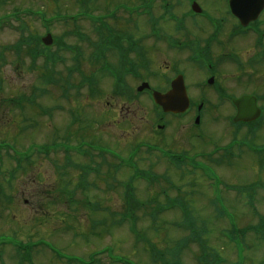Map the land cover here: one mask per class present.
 Masks as SVG:
<instances>
[{
  "label": "rangeland",
  "instance_id": "1",
  "mask_svg": "<svg viewBox=\"0 0 264 264\" xmlns=\"http://www.w3.org/2000/svg\"><path fill=\"white\" fill-rule=\"evenodd\" d=\"M111 1L0 0V177L2 176L6 180L12 177L10 171L16 167L18 159L24 158L28 147L48 144L51 139L53 141L62 140L66 136L65 125L69 122L66 120H72L67 115L71 107L74 113L89 116L86 119L85 128L97 129L96 135H90H95V138H98V141L104 145L118 147L122 153L127 152L129 148L131 152L133 144L144 141L155 144L160 142L167 149L176 151V153L189 152L191 155L201 152L208 153L205 155L206 157L197 156V159L200 160L198 162L203 163L199 164L211 171L214 176L213 181L209 182L199 170L191 171L193 168L186 164L178 169L172 165L171 167L166 162L167 160L159 154L148 153L145 148H141L134 156L136 167L141 172L151 175L150 179L153 181L150 183L142 178H135V175L124 167L118 171V179L119 183L131 179L137 201L141 204L146 201L148 203L143 206L137 202L133 204L131 210L135 221L130 222L129 218L121 220L122 216H126L122 215L118 218V227L110 228L108 231V228L104 230L101 228L109 226L110 217L98 211L86 210L83 203L80 202L84 197L89 196H83L80 194L81 192H78L77 199L80 203L75 208L69 200L67 201L57 194L58 188L55 187H61L57 186V183H53L58 176L57 172H52L48 158L36 156L32 159L33 161L31 160V163L24 161L18 163L24 167L23 172L17 174L13 185L3 192L0 190V238L18 236L21 241L29 238L34 241L46 240L50 244L48 245L50 249L53 248L64 257L74 255L84 257L106 250V253L104 251V254L98 256L102 258L121 256L133 263L158 264L150 256L152 251L145 252L146 250L143 249V238L136 239L132 235L130 226L134 222L139 235H144L157 250L159 248L164 253L169 252L166 255L171 260L175 259L173 258L175 254L173 256L170 254L176 249L175 244L186 239L189 242L188 247L183 249L181 255L179 254L182 264H264V240L255 234L256 230L260 229L261 220L264 223V114L261 115L263 117L259 121L263 128L258 133V138L253 137L257 126L251 125L237 132L240 136L237 140L233 138L234 129L238 128L237 125H234L236 123L231 122L230 124L225 118L226 115L232 113L231 110L235 111L234 108L211 98L215 97L213 93L209 94V101L203 105L211 116L203 120L199 129L200 136L196 130L189 128L188 119L185 121L172 119L171 132L168 133V137L156 139L149 131V125L152 124L154 116L151 106L153 108L155 106L147 98H144V104L131 114L137 117L133 120L124 119L127 113L122 109L124 114L121 115L120 107L110 112L111 118H108V115H106L108 119L104 118L103 104L108 101L114 102L109 95L113 94L115 82L111 83L109 87L108 76L104 78L99 76L101 83L95 87V93L78 84L87 75L90 77L91 74H95L93 70L96 69V66L91 63V55L94 51L93 45L96 44L100 47L102 36H106L104 22L111 21L110 27L118 28L120 33L127 36L143 32V28L147 31L146 22L143 27L145 19L142 15L144 11L142 7H144V2L147 4L148 0H122L134 4L132 9L138 11L135 10L134 12H137L130 17L124 13L125 10L117 11V16L114 19L105 20L99 25L93 24L94 22L82 15H77L87 6L92 12L86 13L90 18H95L96 15L99 17L101 12L107 13L118 1L121 2V0ZM209 9L217 16L222 14L221 9L217 7ZM74 16H77L75 20L65 21L63 19ZM132 22H135V25ZM47 25L53 37H64V43L68 44L69 48L73 47V50L70 51L68 48L52 46L49 52L58 56L52 62L43 55L32 56L27 50L33 40H39L40 36H45ZM189 27L191 28L183 37L193 39L195 36L202 38L206 36L208 29H195L194 25ZM80 35L82 36L80 37ZM241 41L237 40L227 44L225 49L219 46L215 47V56L227 55L232 51L241 60L246 61L255 52L249 53L248 47L243 48ZM105 44H108L107 40H105ZM148 44L152 45L147 47L149 55L156 53L152 56L160 57L159 62L174 61L169 56L176 58L175 55H170L166 49H162L163 47L159 46L160 43L149 41ZM201 45L205 46L203 43ZM79 51L83 55L79 60L81 64H75L74 56L80 55ZM116 57V52H109L108 59L112 62ZM178 63L184 69L188 66L183 61ZM220 65L228 71L221 74L220 77L231 94L240 96L244 92L258 94L264 92V64L257 69V75L253 76L251 80L245 76L244 72L236 68L238 67L237 63L224 60L220 62ZM158 66L159 64L155 67L156 72L161 74L162 70ZM53 79L56 80V83H52ZM140 81L142 80L136 78L133 87L140 84ZM64 89H67L69 93L71 98L69 101L61 99L60 94ZM133 90L134 88L131 91ZM191 91L199 96L203 92L194 88ZM100 94L103 97L98 98L97 96ZM23 96L34 97L33 108L23 103L24 112L17 108V104L22 103ZM98 102L102 104V107L97 104L96 108L95 104ZM209 102L211 104H207ZM122 103L116 101L114 104L121 106ZM261 107L264 113V103L261 104ZM51 109L54 110L53 115L56 119L53 122L50 121L52 118L48 117ZM44 110H47V114L42 117L41 114ZM31 121H35L37 124L34 125ZM94 121H99V126L94 124ZM24 122L29 123L25 124ZM135 126H138L139 129L131 134ZM53 129L56 131H52ZM170 133L172 134L169 135ZM72 135L76 140L77 129L73 131ZM226 142L228 144L231 142L225 148L229 152V156L236 159L219 162L223 153H213V150L218 146H223ZM30 151L31 148L29 153ZM122 153H120L121 156H124L126 160V155ZM210 154L218 162L210 160ZM65 157L61 151L56 157V166H64ZM77 160L81 163L85 162L81 159ZM191 160L190 158L189 161ZM189 170L190 174L186 172ZM38 180L51 183V185L43 186L48 189L46 193L53 190H56V193L54 191L50 194L44 193L45 190L37 183ZM119 183L112 184L116 191L109 208L115 209L117 213H127L131 210L128 207L125 208L126 196L122 195L126 188ZM7 184L3 183L4 186ZM73 186L69 185V188H73ZM100 186L106 189L104 183ZM86 192L91 194L94 200L99 193L97 190L90 189ZM51 195L54 199H46L51 198ZM105 195H100L102 200L94 203V208L107 207L106 204L110 200ZM169 198H179L173 201V206L182 211H184L183 205L186 202L193 212L185 216L179 210L163 211L162 213L161 207L166 205ZM151 214L154 216H150ZM99 221L107 223L97 225L96 223ZM252 225L253 230H249L248 233H245V230L242 231ZM95 226L96 233L92 234ZM190 232L197 236L205 235L202 239L192 238ZM202 240L207 242V246L205 243H200ZM2 251L9 262L10 259L13 262L16 257L27 254L18 252L12 246L4 247ZM31 251H33L32 256L36 264H49L51 261H56L47 248H35ZM155 253V255L158 254L157 251ZM205 254H212L210 260L206 258V260L208 259L206 263L203 262L206 260H200V258H204ZM104 262L108 264V261L104 260ZM132 262L129 263L133 264Z\"/></svg>",
  "mask_w": 264,
  "mask_h": 264
},
{
  "label": "flooded vegetation",
  "instance_id": "2",
  "mask_svg": "<svg viewBox=\"0 0 264 264\" xmlns=\"http://www.w3.org/2000/svg\"><path fill=\"white\" fill-rule=\"evenodd\" d=\"M230 0H149V15L146 17L147 32L144 34V39L141 42L143 49L139 53L135 50V36L134 34H118L117 45L107 49L109 52L114 51L117 53V63L115 65L118 75L115 80V84L118 89V95L112 96L114 102H106L102 114H107L111 118L113 109L120 107V113L123 115V110L126 116L124 119L133 120L137 118L136 115H131L136 112L137 108L142 106V97L136 96L135 91H131L133 88V82L136 79V71L138 70L140 76L144 78L140 84L147 82L149 89L166 93L172 82L177 79L179 75L183 76L184 83L191 98L189 111L194 116L202 114L203 117L209 115L207 109H203L202 104L209 101V94L212 92L220 95L213 96L215 100L222 101L225 104V100L231 93L223 84L221 74L228 72L225 67L220 65V62L224 60H230L233 55H237L230 51L227 55H221L216 57L214 53L215 47L219 46L225 49L227 44H231L237 40H242L241 44L243 48H247L249 53L254 51L246 61L241 60L242 63L252 62L256 64V68H260L264 64V17H260L257 22L250 23L246 29H243L238 20H236L229 10ZM194 4H198L206 12L205 16L196 15L192 8ZM207 6V7H206ZM220 6V7H218ZM221 9L219 16L215 15L209 8ZM217 9V12L219 10ZM156 13V15H154ZM194 25L195 29L206 28L207 33L205 37L195 36L192 38L183 37L191 28L189 26ZM149 41H155L160 43L159 46L163 47L170 52L169 56L174 61L159 62V58H154L152 53L149 55L148 49ZM100 46L103 49L105 46L109 47V43L101 41ZM201 43L205 44L202 47ZM238 44V45H239ZM181 45L182 47H176ZM186 55V56H185ZM241 59V58H240ZM184 62L188 66L182 68L178 62ZM159 64V68L162 73L156 72V65ZM238 70L240 67H236ZM244 68H247L245 66ZM165 69V70H164ZM245 72L246 71H242ZM202 90V95H198L191 91L192 89ZM116 101L123 102L122 105L114 104ZM210 103V102H209ZM211 104V103H210ZM124 106V108H123ZM123 109V110H122ZM122 111V112H121ZM119 113V114H120ZM118 114V116H119ZM172 115H160V121L164 120L163 124H156L159 128L165 130V132H159V135L155 136L153 131L154 125H149V131L156 139H164L167 136L171 128ZM144 119L142 118V121ZM139 129L135 126L133 132ZM197 130V134H198ZM170 133L169 135H171ZM168 137V136H167ZM170 137V136H169Z\"/></svg>",
  "mask_w": 264,
  "mask_h": 264
},
{
  "label": "water",
  "instance_id": "3",
  "mask_svg": "<svg viewBox=\"0 0 264 264\" xmlns=\"http://www.w3.org/2000/svg\"><path fill=\"white\" fill-rule=\"evenodd\" d=\"M238 3H240V0H235V6H236V9L237 8H239V6H240V4H238ZM261 9V8H260ZM238 14V16L240 17V18H242V19H244L245 18V16L244 15H241V14H239V13H237ZM45 42L46 43H50L49 42V38H47V39H45ZM239 103V102H238ZM248 114H246L244 111H241L240 113H239V117L238 118H240V119H248L249 118V116H247Z\"/></svg>",
  "mask_w": 264,
  "mask_h": 264
}]
</instances>
